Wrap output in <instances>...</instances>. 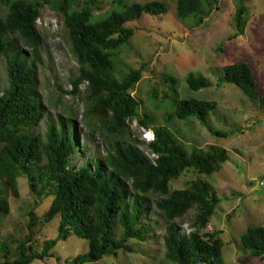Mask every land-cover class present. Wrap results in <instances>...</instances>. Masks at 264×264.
<instances>
[{
	"label": "trees",
	"instance_id": "1",
	"mask_svg": "<svg viewBox=\"0 0 264 264\" xmlns=\"http://www.w3.org/2000/svg\"><path fill=\"white\" fill-rule=\"evenodd\" d=\"M212 1L208 2L210 7ZM77 4L78 0H0V6L8 9L0 17V62L6 58L8 64V88L0 94V220L10 213L7 193L19 199L23 179L28 180L40 201L53 197L44 221L50 223L60 217L58 238L44 242L40 251L33 247L31 236L15 241V251L0 241V264H33L55 258L52 251L72 236L87 241L89 251L67 263L98 264L120 251L135 253L128 245L130 241L147 244L155 234V225L145 221L151 213L149 196L159 197L155 210L167 224L162 239L169 262L222 264V231L206 232L221 199L201 178L185 190L171 191V183L191 170L209 176L219 172L229 161L228 152L216 146H209L208 151L186 148L170 128L156 126L148 115H140L131 91L141 81L143 70H132L121 79L114 73V57L136 33L128 24L144 15L164 14L166 4L124 5L103 18L94 15L96 2L80 9ZM46 6H53L61 14L79 66L70 93L77 95L82 85L88 84L85 117L91 134H127L129 123L138 120L153 131V142H109L105 155L94 154L86 159L88 147L78 143L76 122L61 114L53 118L48 113L37 83V68L42 61L37 23ZM176 15L184 22L194 18L201 26L209 12L203 0H177ZM245 15L240 4L236 23L242 30ZM17 41L30 48V54L17 47ZM223 73L225 82L236 86L264 112V96L250 65H226ZM187 83L190 91L212 87L203 77L190 76ZM216 109L212 101L181 100L175 103L173 115L180 121L196 118L213 136L229 138L209 126L210 115ZM42 121L46 131L40 134L37 127ZM146 152L157 158H150ZM191 211L195 213L193 232L187 235L176 222ZM31 216L30 228L35 223L34 214ZM241 241L245 254L264 261V226L247 229ZM2 255L5 262L1 261Z\"/></svg>",
	"mask_w": 264,
	"mask_h": 264
},
{
	"label": "rangeland",
	"instance_id": "2",
	"mask_svg": "<svg viewBox=\"0 0 264 264\" xmlns=\"http://www.w3.org/2000/svg\"><path fill=\"white\" fill-rule=\"evenodd\" d=\"M205 2V17L201 26L194 18L180 21L176 15L177 0H78L77 9L92 2L97 3L94 15L103 18L124 5H145L151 2L166 4L167 12L152 17L144 15L140 20L128 24L136 33L128 46L117 52L113 60L117 78L132 70H143L141 81L131 91L140 109V115H148L154 125L170 128L180 142L189 150L209 146L225 149L229 161L213 175H200L191 170L171 183V191L185 190L201 178L212 185L221 204L217 208L206 232L222 231V264H264L251 258L242 248V236L247 229L264 226V112L252 104L234 85L224 81L223 68L226 65L247 63L257 76L259 90L264 96V0H210ZM246 10V26L242 30L236 23L238 6ZM6 6H0V17L6 15ZM41 34V63L37 68L38 90L43 104L53 118L58 115L76 122L78 143L87 144L84 157L105 155L109 142H142L144 130L139 121L129 123L127 134H112L104 131L92 135L85 117V97L88 84L82 85L80 93L72 95V79L78 72V64L68 42L67 31L61 14L46 6L41 10L37 23ZM17 47L30 54L31 49L17 41ZM7 59L0 62V94L8 88ZM203 77L212 87L201 91H190L187 79ZM181 100L212 101L217 109L211 113L209 126L215 131L228 134L229 138H218L196 118L180 121L174 117L175 103ZM44 121L37 132H45ZM106 136H109L106 138ZM140 148L146 151L142 145ZM85 160L82 161L84 163ZM10 213L0 220V241L6 242L15 251V241L32 237V245L42 249L47 240L59 236L60 217L50 223L44 215L53 197L40 201L31 191L28 180L20 181V198L7 193ZM159 197L149 196L151 213L145 221L155 225V234L147 244L130 241L128 245L135 253L120 251L117 256L105 257L98 264H173L166 259L162 237L167 224L155 210ZM32 214L35 223L30 228ZM191 211L177 225L191 229L194 218ZM120 236V229L117 231ZM89 251L87 241L72 236L61 241L52 251L55 258L36 261L33 264H71L79 255ZM11 260V259H10ZM1 261L5 262L4 255Z\"/></svg>",
	"mask_w": 264,
	"mask_h": 264
},
{
	"label": "built area",
	"instance_id": "3",
	"mask_svg": "<svg viewBox=\"0 0 264 264\" xmlns=\"http://www.w3.org/2000/svg\"><path fill=\"white\" fill-rule=\"evenodd\" d=\"M143 140H144L146 143H150V142H153V141L155 140V136H154V134H153L152 132L144 130ZM146 153H147V155H148L150 158H157V156L154 155V154H153V155H150L148 152H146ZM181 230H182L183 233H185V234H187V235H189V234H191V233L193 232L192 228L189 229L188 227H186L185 230H183V229L181 228Z\"/></svg>",
	"mask_w": 264,
	"mask_h": 264
},
{
	"label": "clouds",
	"instance_id": "4",
	"mask_svg": "<svg viewBox=\"0 0 264 264\" xmlns=\"http://www.w3.org/2000/svg\"><path fill=\"white\" fill-rule=\"evenodd\" d=\"M147 131H150V132H152L153 133V131H151V130H147ZM154 134V133H153Z\"/></svg>",
	"mask_w": 264,
	"mask_h": 264
}]
</instances>
